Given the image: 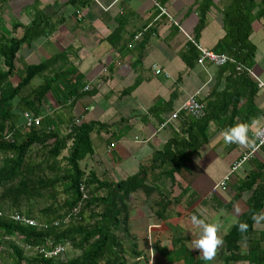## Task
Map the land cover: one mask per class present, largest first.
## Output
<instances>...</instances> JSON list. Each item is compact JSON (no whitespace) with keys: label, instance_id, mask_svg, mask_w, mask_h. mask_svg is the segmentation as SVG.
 <instances>
[{"label":"crops","instance_id":"0c3cea01","mask_svg":"<svg viewBox=\"0 0 264 264\" xmlns=\"http://www.w3.org/2000/svg\"><path fill=\"white\" fill-rule=\"evenodd\" d=\"M200 2L0 0V31H11L12 27L19 26L11 31L10 36L20 38L22 29L34 23L36 33H39L18 49L14 61L17 74H22L25 66L64 54L67 65L83 76L88 90H95L92 95H84L67 106H57L48 94L43 113L58 124L61 134L65 133V123L70 118L95 121L105 126L90 134L94 152L92 165L102 179L125 176L127 172L124 169L132 168L134 172L122 176L124 179L136 173L142 165H148L153 152L159 150L180 127L183 115L173 120L169 118L188 96L196 95L204 105L207 97L236 89L233 83L224 82L218 66L208 61L201 64L192 61V65L187 67L182 61L181 56H186L188 43L194 44L193 29ZM229 2L211 0L204 28L197 39L198 52L199 49L211 51L222 37V10ZM249 40L254 54L248 73L257 84L252 106L258 110V115L252 114L256 116L250 123L249 135L252 136L264 124L262 19L251 23ZM63 66L58 63L52 71ZM152 66L160 73L155 74ZM50 73L51 70H47L44 75ZM41 79V75L34 77L29 86L36 87ZM248 89L244 82L242 94H247ZM243 107L247 112L242 110ZM238 108L241 113L233 116L234 125L241 123L246 114L249 120L252 111L246 105V98L238 102ZM231 109L227 112L229 117L232 116ZM166 120L168 123L160 127L161 121ZM18 121L23 124L22 118ZM208 127H212L213 133L217 131L215 136L213 134V142L211 138L201 146L198 155L192 157L180 175H174L170 180L155 171L149 176L150 180L154 176V185L158 186L163 199L156 191L147 198L141 192L131 198L130 202L134 201L130 204L129 225L134 227L129 226V231H132V241L141 254L127 260V264L224 263L223 245L212 261H204L198 250H192L191 243L198 238L201 229L191 223V216L218 223V235L223 238L246 212L247 194L239 196L232 187L255 170L261 153L257 149L251 158L244 161L231 174L224 189L212 191L234 162L253 147L225 143L222 131L213 124ZM263 222L253 226L255 232L262 230Z\"/></svg>","mask_w":264,"mask_h":264},{"label":"trees","instance_id":"16d2710c","mask_svg":"<svg viewBox=\"0 0 264 264\" xmlns=\"http://www.w3.org/2000/svg\"><path fill=\"white\" fill-rule=\"evenodd\" d=\"M210 6L211 0H201L197 6L194 44L188 43L186 56H181L187 67L199 58L196 43ZM260 19L264 23V0H230L222 10L223 35L211 52L232 60L218 66V73L236 89L207 97L200 118L179 112L178 116L183 115L180 127L153 152L149 164L115 182L79 166L86 157L93 158L90 134L105 128L103 124L70 118L61 134L58 124L43 113L48 94L57 106H67L95 90H88L83 76L67 65L64 54L25 66L22 74H17L15 55L21 44L39 35L37 26L32 23L23 28L20 38L10 36L19 26L0 31V264H127L128 259L139 257L141 253L129 233L133 195L141 192L147 198L156 191L163 199L154 185V176L152 180L149 176L155 171L170 180L180 175L200 147L208 143L209 124L222 132L234 125L232 118L241 113L237 107L242 98L252 108L250 119L246 114L242 122L250 125L256 117L252 114L258 115L252 106L257 84L248 72L254 54L249 40L251 23ZM58 63L64 66L52 71ZM47 70L51 73L44 75ZM40 75L39 85L31 88V80ZM244 82L249 88L247 94H242ZM24 112L40 118L38 127L27 128L18 121ZM258 150L261 160H257L255 170L232 187L239 196L247 194L246 212L223 237V264H264V224L258 232L253 229L264 218L252 219L264 212V145ZM80 187L86 193L83 199ZM163 211L164 207L161 215ZM13 214L32 220L35 226L13 220ZM241 223L248 225L244 232L239 230ZM56 246L62 247L59 254L43 255ZM67 247L78 254L66 257Z\"/></svg>","mask_w":264,"mask_h":264},{"label":"built area","instance_id":"2783aa9c","mask_svg":"<svg viewBox=\"0 0 264 264\" xmlns=\"http://www.w3.org/2000/svg\"><path fill=\"white\" fill-rule=\"evenodd\" d=\"M136 38V37H135ZM200 52V56L197 60V63L201 64L204 61H208L210 63H212L214 66H222L224 65L226 62H232V60L230 58H227L224 55H217L212 53L211 51L208 50H204V49H199ZM151 69L153 70V72L155 74H159L160 71L158 69H156L154 66L151 67ZM203 111H204V105L203 103L199 102V100L197 99L196 95H190L188 96L185 101L183 102V104L180 106V108L178 110H176L175 112H173L169 118V120H173L175 118H177L179 112H183L186 115H188L191 118L197 119L200 118L203 115ZM24 112L22 114V119H23V124L25 127L30 128V127H38L39 122H40V118L39 117H35L30 113H27L28 115L26 116ZM169 120L164 121L163 123L160 124V127H164ZM78 122V119L75 120V123ZM259 129H264V124H262ZM262 141H264V136H261L260 138L256 139V143L253 146V148H251L247 153L243 154L239 160H237L236 162H234V164L231 166L228 174H226L222 180H220L214 187L213 190H217V189H224V187L226 186L229 177L231 176V174L237 170L238 166H240L244 161H246L247 159L251 158L254 154V152L262 145H264V143H262ZM235 169V170H234ZM79 191L81 193V197L82 199L86 197V193L84 192V190L82 189V187L79 188ZM11 218L13 220H16L22 224H27L29 226H35V223L32 220H27L24 217L18 215V214H13V216H11ZM62 251V247L60 246H56L54 248H52L50 251H45L43 253V255L45 257H50V256H56L57 254H59ZM41 252H43V250H41Z\"/></svg>","mask_w":264,"mask_h":264},{"label":"clouds","instance_id":"9594fccd","mask_svg":"<svg viewBox=\"0 0 264 264\" xmlns=\"http://www.w3.org/2000/svg\"><path fill=\"white\" fill-rule=\"evenodd\" d=\"M25 115L27 116L28 114L25 113ZM250 131L251 125L246 122H241L225 129L222 135L225 143H235L243 147H253L256 143V139L264 136V129L257 128L252 136L249 135ZM262 143H264V141H262ZM258 217L264 218V212L254 215L252 219L258 220ZM191 223L201 229L198 238L191 243L192 250H198L199 254H202V259L204 261H212L217 255L218 249L223 245V238L218 235L220 225L218 223H208L205 219L197 215L191 216ZM247 228V223H241L239 225V230L241 232L246 231Z\"/></svg>","mask_w":264,"mask_h":264},{"label":"rangeland","instance_id":"374dc122","mask_svg":"<svg viewBox=\"0 0 264 264\" xmlns=\"http://www.w3.org/2000/svg\"><path fill=\"white\" fill-rule=\"evenodd\" d=\"M147 86V85H146ZM17 100V99H16ZM16 100L14 101V104H15V102H16ZM50 107V106H49ZM48 109H50V108H48ZM214 126V125H213ZM217 131H215L214 133H213V131H212V127H208L207 128V130H206V134H207V136H208V138H209V140H211V138L213 137V134H214V136H215V133H216ZM213 138H212V140H211V142H213ZM93 160H91V158H89V157H86L84 160H82V161H80L79 162V166L81 167V168H83V169H90V170H92V169H94V171L96 170L95 169V167H94V164L92 165V162ZM91 165L93 166V168H91ZM220 168H222V167H220ZM220 168H217V170H220ZM127 173L126 174H124L125 176L126 175H128L130 172L131 173H133L134 172V170L132 169V168H128V170L127 169H124ZM136 171V170H135ZM123 175H120V176H117V177H115V178H113V179H106L107 181H117V180H121V179H123V177H125V176H123ZM218 190H220V189H218ZM131 200V199H130ZM132 201H134V199L132 200ZM132 201L130 202V204H132ZM129 226H132V227H134V225L133 224H131V225H129ZM131 232L132 231H129V233L131 234ZM132 236V235H131ZM76 254H78V252L77 251H75V250H71L69 247H67L66 248V250H65V256L66 257H72V256H74V255H76ZM128 261H129V259H128Z\"/></svg>","mask_w":264,"mask_h":264}]
</instances>
